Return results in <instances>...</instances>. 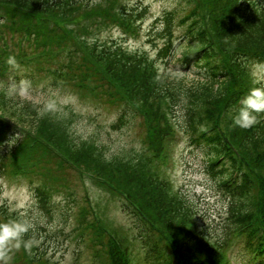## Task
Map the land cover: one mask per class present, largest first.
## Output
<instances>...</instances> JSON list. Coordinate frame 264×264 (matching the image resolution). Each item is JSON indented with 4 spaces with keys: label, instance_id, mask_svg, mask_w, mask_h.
I'll list each match as a JSON object with an SVG mask.
<instances>
[{
    "label": "trees",
    "instance_id": "trees-1",
    "mask_svg": "<svg viewBox=\"0 0 264 264\" xmlns=\"http://www.w3.org/2000/svg\"><path fill=\"white\" fill-rule=\"evenodd\" d=\"M85 1L0 0V24L9 26L5 33L23 36L36 43L32 42L34 50L46 51L45 59L37 60L35 66L47 70L59 84L70 83L90 96L121 106L119 123L130 122L136 115L141 121L143 142L155 156L163 147V137L177 127L189 146L205 157L213 177L218 178L217 172L224 173L218 180L220 186L232 169L237 168L238 158V166L243 171L235 184L230 188L220 187L229 197L225 216L218 227L209 223L202 229L196 214L194 217L191 212L194 211L191 198L185 192L183 195L174 191L171 182L160 176L148 160L138 159L134 164L109 162L87 146L88 142L66 136L60 123L46 113L39 114L28 105L31 117L23 119L27 108L22 102L14 105L15 122L29 129L34 138H43L52 144L62 159L40 143L26 148L31 139L26 135L2 153L0 160L10 161L26 174L42 175L43 185L35 187V196L43 208L48 204L51 210L58 208L48 201L49 189L45 185L69 181L76 193L62 205L60 219L68 216L71 208L85 202L77 175L79 170L102 178V188L112 197L120 200L121 193H126L138 207L137 212L128 203L122 204L123 211L133 219L136 236L142 239L145 251L142 264H181L182 260V264H220L222 250L243 226L246 227L240 233L238 253L246 252L248 258L261 256L258 264H264V255L258 253L264 244V113H254L257 123L249 128L234 125V117L242 107H235L242 91L251 85L264 88L262 81L254 83L252 78L253 68L264 67V4L260 0H181L185 11L175 10L162 16V41L151 57L129 51L112 39H87L94 27L123 28L132 24L133 15L140 19L143 10L128 8L121 0H104L103 3L109 1V4L96 12L93 7H87L86 20L85 17L78 19L80 26L68 25L70 19L63 16L71 11L80 15L88 4ZM175 12L180 13L177 20ZM11 55L7 48L0 47L1 73ZM159 62H171L173 69L159 74L156 67ZM186 64L188 69L196 67L195 77L190 79L189 73L182 71ZM0 92L3 111L8 102L4 99L5 93ZM161 99H167L163 111H160ZM122 100L131 106L119 105ZM177 109L181 110V117L174 114ZM5 128L0 127V139ZM220 155H224L220 168H214L213 162ZM3 215L0 223L15 219L3 218ZM90 215L84 204L74 232L68 238L78 244L87 237L88 242L84 244L97 246L93 253L103 257V264H124L125 248L111 239L103 222L97 223L99 228ZM216 228H222L221 234ZM52 231L63 235L64 224L54 226ZM28 234L31 238L38 236L30 231ZM208 234H215L214 238H208ZM18 253L23 261L15 264H50L44 252L34 257L22 246Z\"/></svg>",
    "mask_w": 264,
    "mask_h": 264
},
{
    "label": "rangeland",
    "instance_id": "rangeland-1",
    "mask_svg": "<svg viewBox=\"0 0 264 264\" xmlns=\"http://www.w3.org/2000/svg\"><path fill=\"white\" fill-rule=\"evenodd\" d=\"M85 2L88 4L84 5V12L80 15L75 11H71L69 15L67 13L63 16L70 19L71 22L68 25L80 26V24H77V22L81 23L78 19L85 17L84 20H86L88 6L93 7V12H96L100 7L109 4V1L103 3L104 0H86ZM123 2L127 3L128 8L137 7L145 11L143 18L140 15L142 19L140 18L141 21L132 28L131 33H125L118 27H109L102 28L100 33L93 30L92 35H95V37L89 36L87 39L94 38L97 41L109 39L117 41L119 39L126 45V48L146 54L148 52L153 56L157 47L161 44L160 34L164 20L162 16L175 10L183 12L186 9L181 0H123ZM260 3L264 4V0H260ZM178 15L180 13L175 12L176 20ZM7 28H9L7 24H0V33L7 35L0 34V47L5 46L15 54L33 47L31 41L26 42V38L23 39L20 35L11 36L5 33ZM38 51L36 52L38 53ZM36 52L30 54H37ZM61 53L62 51L58 54ZM11 61L14 66H17L14 64L15 61ZM18 62L23 66H18L20 71L17 74L14 72L11 86L6 87L7 85L0 81V90L4 91V99L8 102V106L3 108L4 112L0 110V124L4 123L2 119L4 121L10 120L12 124L26 129V127L15 122L17 117L13 116L14 105L22 102L25 108L30 105V109L34 108L39 114L47 113L50 118L60 123V128L66 130V136L68 135L74 141L88 142L87 146H91L95 152L100 153L99 155L109 162L123 161L134 164L138 163V159L143 160L151 155L147 144L138 137H143V129L139 126L141 121L136 115L131 118L130 122L127 121L125 125H120V123H116V119L123 109L122 107L106 105L97 99L84 97L83 92L78 93L69 86L59 89L45 72L34 68L32 62L27 64H21L20 60ZM54 66L55 64L51 67ZM158 69L164 71L170 69V67L160 64ZM188 73L190 79L196 75L193 67ZM70 74L74 73L71 72ZM254 75L255 79H264V69L256 68ZM120 104L122 105L123 101ZM127 112L130 114V109ZM26 113L22 115L23 119L31 117L28 108ZM175 115L181 117V110H175ZM22 133V131L19 133L13 132V135L7 136L9 137L8 142L6 138L0 146L4 149L8 148L12 140L22 137ZM149 162L152 168L154 165L157 166V172L172 183L173 189L180 191L183 195L185 192L191 198L194 202L193 208L195 211L191 212L194 215L196 214L198 225H202V229H205V225L209 223L218 227L221 218L225 216L228 197L224 196L218 186L220 172L216 173L218 175L217 179L213 177L207 169L205 157L200 152L190 148L187 140L183 139L173 151L171 159L166 165H161L159 159H155V162L152 161L151 157ZM222 170L223 168H221ZM11 172L2 170V164H0V211L5 210L7 215H15L16 221H27L30 224L28 231L37 234V237L40 238L37 242L38 252L44 251V258L51 259L57 264H95L96 262H104L103 257L94 254V248L66 240L74 232L73 227H75L80 210L84 206V204H78L76 207L71 208L68 216H62L60 219L59 210L63 208L62 205L66 203L68 198L73 199L76 193L69 181H66V184L45 185L49 189L51 199L56 201V205L60 207L51 214H46L37 206L36 190L32 188V185L43 184L37 181L29 182V176L22 174L20 171ZM88 184L87 193L91 196L92 209L98 212L100 218L102 207L98 204L101 203V188L90 181H88ZM80 195L81 191H78V196ZM181 198L183 197L181 196ZM108 201L105 202L107 217L112 223H107V226L117 231L119 240L123 239L128 242V247L139 261L138 258H141L140 255L143 254L139 248V243L132 241L131 237L125 238L120 228L122 227L127 234H130L128 224L121 220L123 217L116 210L120 201ZM60 223L64 224L63 235L52 231L54 226ZM215 230L221 234L222 228H216ZM214 235L210 234L209 236L208 234L210 239H213ZM85 242H88L87 237L83 240V243ZM232 246H236V240H234ZM238 248L239 244L236 250ZM18 250L15 241H11L7 250V258L0 260V262L21 263L23 259L19 253L16 254Z\"/></svg>",
    "mask_w": 264,
    "mask_h": 264
},
{
    "label": "clouds",
    "instance_id": "clouds-1",
    "mask_svg": "<svg viewBox=\"0 0 264 264\" xmlns=\"http://www.w3.org/2000/svg\"><path fill=\"white\" fill-rule=\"evenodd\" d=\"M254 113H264V89L254 88L242 101L239 113L234 117V125L249 128L257 123ZM30 227L27 221L10 220L0 223V260L5 259L11 241L19 240ZM19 247V245H16Z\"/></svg>",
    "mask_w": 264,
    "mask_h": 264
}]
</instances>
